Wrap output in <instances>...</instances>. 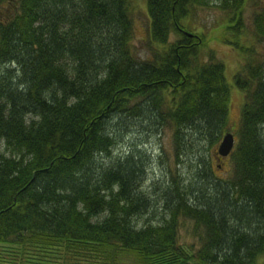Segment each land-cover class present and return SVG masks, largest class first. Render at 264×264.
Here are the masks:
<instances>
[{"label":"trees","instance_id":"16d2710c","mask_svg":"<svg viewBox=\"0 0 264 264\" xmlns=\"http://www.w3.org/2000/svg\"><path fill=\"white\" fill-rule=\"evenodd\" d=\"M249 1L216 2L244 57L234 75L240 124L230 154L214 158L231 163L219 179L200 148L230 133V87L215 53L202 55L206 37L190 36L205 0H146L145 59L133 43L131 0H0V245L96 247L101 264L116 248L172 262L186 255L184 219L200 264H264V59L238 41ZM171 34L179 40L169 43ZM253 35L264 41V7ZM165 128L193 176H173L152 203L142 194L146 153L111 156L132 130L151 138Z\"/></svg>","mask_w":264,"mask_h":264},{"label":"rangeland","instance_id":"374dc122","mask_svg":"<svg viewBox=\"0 0 264 264\" xmlns=\"http://www.w3.org/2000/svg\"><path fill=\"white\" fill-rule=\"evenodd\" d=\"M207 6L196 7L195 12L190 17L189 25H191L192 34H202L206 37L207 47L203 49L202 55L205 61L208 57V52L212 50L215 53L217 60L225 66V78L230 87V100H229V131L235 134L240 121L241 108L243 105V92L237 88L234 83V75L238 73L240 68L244 65L243 55L232 44L234 38L228 28V15L220 10L216 2L218 0H205ZM264 7V0H250L245 8L244 13V34L247 36H239V40L252 47L256 54H260V58L264 59V41H258L253 35V14ZM131 15L134 25V45L136 52L143 58H148L150 52L148 49L149 41V18L146 12V0H131ZM186 25V20L183 21ZM234 29V28H233ZM189 34V33H187ZM239 34V33H235ZM190 35V34H189ZM180 36L171 34L169 43H174L179 40ZM259 59V58H258ZM129 129L128 127H125ZM166 130L160 136L148 137L141 134L138 130H132L130 135H126L123 144L117 145L113 151L112 158L120 157L123 153L126 154L129 148L142 150L146 153L142 154L150 159L146 163L145 177L141 180L143 185L142 194L146 197H151L152 203L158 198L155 197L166 186L172 185V177L178 179H190L193 176L192 167L190 168V159H186L183 164H179L175 160L172 130ZM218 144L213 147H206L200 157L205 163L210 162L213 175L219 179H225L228 176L230 169V159H225L221 167L216 166L215 156L218 153ZM219 155V154H217ZM195 157V156H193ZM195 159V158H193ZM102 164L110 162L108 157L102 158ZM194 161V160H193ZM213 176V177H214ZM164 179L165 181L163 182ZM162 213V212H161ZM154 217L150 216V219ZM146 218L145 220H148ZM181 227L179 230V245L185 251V258L170 262L172 258L156 260L154 259L150 264H200L193 255V252L200 247V243L196 237L193 236V223L189 220L181 219ZM193 246L194 251L191 249ZM92 251H86L84 248L79 247V253L67 247H60L59 249H51L48 251L27 247L24 250L19 247L3 246L0 245V264H101L100 257L96 256V247L91 248ZM150 261L145 260L140 254L124 249H113V253L109 257V264H148Z\"/></svg>","mask_w":264,"mask_h":264},{"label":"water","instance_id":"95a60500","mask_svg":"<svg viewBox=\"0 0 264 264\" xmlns=\"http://www.w3.org/2000/svg\"><path fill=\"white\" fill-rule=\"evenodd\" d=\"M234 145H235L234 135L232 133L225 134L219 145L218 154L222 157H227L234 148Z\"/></svg>","mask_w":264,"mask_h":264}]
</instances>
